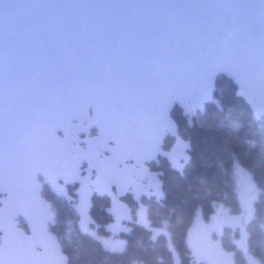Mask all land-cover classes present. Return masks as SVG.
<instances>
[{
    "label": "snow or ice",
    "instance_id": "1",
    "mask_svg": "<svg viewBox=\"0 0 264 264\" xmlns=\"http://www.w3.org/2000/svg\"><path fill=\"white\" fill-rule=\"evenodd\" d=\"M217 74L234 82L261 133L245 143L264 159V0H0V264H71L51 235L65 209L123 253L88 233L94 198L116 218L136 212L128 193L167 204L163 174L144 167L165 154L164 113L213 102ZM165 155L186 180L191 157ZM230 167L251 173L237 154ZM236 212L218 208L203 227L243 245L246 196Z\"/></svg>",
    "mask_w": 264,
    "mask_h": 264
},
{
    "label": "trees",
    "instance_id": "2",
    "mask_svg": "<svg viewBox=\"0 0 264 264\" xmlns=\"http://www.w3.org/2000/svg\"><path fill=\"white\" fill-rule=\"evenodd\" d=\"M235 93V85L230 79L217 77L215 97L218 100L207 103L203 112H197L192 126L188 125L182 110L174 107L172 116L178 125L179 136L190 141L188 177L181 180L167 164L161 166L165 173L162 183L168 202L141 200L145 206L143 223L138 220L135 202L133 222L121 232L122 244L112 246L124 248L123 253L105 251L101 243L82 233L79 215L70 209L64 210L53 232L67 243V252L64 253L71 254V264H207L188 248L186 233L193 227L197 211L208 224L212 223L218 208L232 209L234 214H238L236 209L242 195L238 189L237 173L230 167L236 154L251 169V173H245L254 187L249 201L253 209L252 218L246 227L243 245L236 243L240 237L233 232L225 236L212 234V237L221 243L224 251L233 255V264H251L249 254L260 261L264 254V159L254 158L255 151L250 150L245 141H256L261 133L252 122L246 104ZM221 105L225 108L224 113L219 111ZM229 113L232 120L242 123L240 130H231V121L225 119ZM173 140L174 137L168 136L164 141L165 147L171 146ZM92 203L87 231L102 239L110 234L109 224L113 217L107 210L106 198H94Z\"/></svg>",
    "mask_w": 264,
    "mask_h": 264
},
{
    "label": "water",
    "instance_id": "3",
    "mask_svg": "<svg viewBox=\"0 0 264 264\" xmlns=\"http://www.w3.org/2000/svg\"><path fill=\"white\" fill-rule=\"evenodd\" d=\"M244 22L241 21V24ZM219 76H224L228 79H230L226 74L221 75L217 74L215 78V92H216V79ZM231 80V79H230ZM232 81V80H231ZM233 82V81H232ZM234 84V82H233ZM215 95V93H214ZM218 99L214 96V101L216 102ZM153 106H155V101L151 102ZM189 103H192L189 101ZM210 102L203 103L199 106V108L191 107L189 108L185 104L176 103L171 106L170 111L164 113V116H166L171 122H172V129L171 131L165 136V138L169 135L175 138V141L173 145L168 149L164 150L165 154H172L175 153L177 156L179 155H187L190 156V141L186 140L179 136L178 132V125L175 121V119L172 116V110L175 106L180 108L182 110V114L184 117H186L188 125L192 126L193 117L196 115L197 112H203L205 105ZM57 138L60 140L64 139V136L57 133ZM88 137H79L81 140H85ZM164 138V140H165ZM183 145H187V148H184ZM162 154L160 156L166 158L170 162V156ZM157 159V158H156ZM155 159V160H156ZM145 168L148 169V166L145 164ZM161 172H153V175H156ZM251 213L253 214L252 204H251ZM252 218V215H251ZM251 220V219H250ZM210 230L204 227H191L188 229L185 237L186 244L188 248L191 250V252L197 256L202 257V259L207 264H233V255L230 252L224 251L221 247V243L219 241H216L213 239L212 234L209 232ZM51 235L54 237H57V234L52 231ZM59 239V238H58ZM114 243L119 245L120 241L118 238L114 239ZM219 245V247H217ZM62 255H67L66 253H63ZM250 259H254L251 254H249Z\"/></svg>",
    "mask_w": 264,
    "mask_h": 264
},
{
    "label": "rangeland",
    "instance_id": "4",
    "mask_svg": "<svg viewBox=\"0 0 264 264\" xmlns=\"http://www.w3.org/2000/svg\"><path fill=\"white\" fill-rule=\"evenodd\" d=\"M237 184H238V189L241 193L242 196H246L248 201H250V199L253 196L254 193V187L253 184L250 180V178L246 175V173H242V174H237ZM140 216L139 219L140 220ZM126 221H127V217H120V218H116L112 224L109 226V235L102 237V240H106L109 242V244L111 246H120L117 244H114L113 240L116 237L115 235H117L118 232H120L121 230L126 229ZM194 227H203V225H208V223L204 220V218L201 215L200 211H197L195 217H194V222L192 224ZM120 240H122L121 237H118Z\"/></svg>",
    "mask_w": 264,
    "mask_h": 264
},
{
    "label": "flooded vegetation",
    "instance_id": "5",
    "mask_svg": "<svg viewBox=\"0 0 264 264\" xmlns=\"http://www.w3.org/2000/svg\"><path fill=\"white\" fill-rule=\"evenodd\" d=\"M82 137H86V136H81V138ZM174 141H175V138L173 140V143H174ZM173 143H172V145H173ZM171 146L165 147V145H164V150H168ZM165 164H167L169 167H171L170 162L166 158H164L162 156H158L156 160L149 161L148 163H146V165L148 166L149 172H151V173H153V172H161L162 174H165V173L161 169V166L162 165L164 166ZM84 174L86 175L87 173L85 172ZM145 182L147 183V181H145ZM69 191H70V194H73L74 193V189H72L71 186L69 187ZM73 199H75V196L74 195H73ZM143 199H148V198L147 197H143V198H140L139 200H137L136 198H134L133 194L128 193V194H126L124 196V198H123V200L121 202L124 203L125 205H127L129 208H133V205L135 204V202H136L137 206L138 205H141V204L143 205V203H141V200H143ZM153 199H155V198H153ZM143 208L145 209V206L144 205H143ZM137 215H139V207L137 208ZM112 217H113V221H114L116 219V217L114 215H112ZM112 222L109 224V226L112 224ZM132 222H133V215H132L131 218L127 217V221H126V224H125L126 229L128 228V225L130 223H132ZM126 229L121 230L120 232H118L116 236L121 237V232L125 231ZM118 237H115V238H118ZM122 242H123V239L120 240V243L121 244H122Z\"/></svg>",
    "mask_w": 264,
    "mask_h": 264
}]
</instances>
